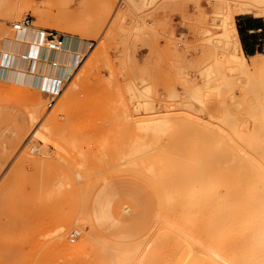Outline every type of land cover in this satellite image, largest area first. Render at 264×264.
I'll use <instances>...</instances> for the list:
<instances>
[{"label": "rangeland", "instance_id": "374dc122", "mask_svg": "<svg viewBox=\"0 0 264 264\" xmlns=\"http://www.w3.org/2000/svg\"><path fill=\"white\" fill-rule=\"evenodd\" d=\"M118 2L0 0V42L30 16L33 26L46 34L68 32L90 44L53 109H48L42 90L0 83V264H110L107 247L113 245L75 250L91 240L92 229L82 223L81 213H93L106 202L107 237L134 239L139 245L155 237L146 264H171L170 253L178 245L166 227L200 249V239L203 246L208 242L200 237L207 213L204 200L188 219L182 218L181 196L172 202L167 200L170 194L165 197L171 177L191 166L192 157L203 163L210 149L212 160L202 168L223 192H232L237 179H247L239 175L243 166L222 119L230 120V126L248 124L252 106L264 104V84L249 80L231 92L204 89L200 100L192 98L193 90L217 78L214 50L224 46L213 21L218 0H136L137 7H118ZM245 15L264 22V16L247 12L237 15L236 23ZM258 39L263 43L264 33ZM220 71L232 76L227 65ZM152 117L170 125L139 133L135 123ZM184 117L187 122L181 121ZM219 127L227 133L218 132ZM162 190L168 192L163 196ZM117 202L134 204L135 213L117 222ZM231 225L236 239L241 228ZM224 226L218 223L216 233ZM63 227L74 248L68 252L59 244ZM75 230L81 237L72 242ZM93 235L101 242V235Z\"/></svg>", "mask_w": 264, "mask_h": 264}, {"label": "bare ground", "instance_id": "6f19581e", "mask_svg": "<svg viewBox=\"0 0 264 264\" xmlns=\"http://www.w3.org/2000/svg\"><path fill=\"white\" fill-rule=\"evenodd\" d=\"M123 3L127 5L134 4L135 6L136 0H123ZM124 6L126 7L125 4ZM216 9L215 11L217 12L214 13L213 21L218 24L221 31L219 38L224 43L223 47H215L214 50L216 59L214 66H217V78L215 80L211 79L212 81L210 80L204 87L193 90L192 98L195 100L201 99L200 95L204 89L220 91L225 88L231 92L240 83L249 80H256L262 85L264 84V55L256 57L245 55L236 24V16L240 14L253 12L264 16V0H218ZM34 14L40 21H43V13L39 8L34 9ZM62 33L64 36L63 46L57 52H53L48 48L46 32L35 25L33 26V24L30 28L21 31L15 30V33L6 36L0 42V83H10L17 87L41 91L48 80L60 78L63 81H69L73 77L75 69L83 62L84 56L90 49V44L71 33ZM208 33L206 32V34ZM213 42L214 40L211 38L208 40L211 45ZM259 61H261L260 64ZM225 65L230 69L231 77H227L226 74L220 71ZM31 70L33 71L31 72ZM229 99H232L231 101L233 102L235 98L231 96ZM259 104H255L257 105L256 107L252 106L250 122L248 124L242 123L241 127H239L240 123L231 124L230 126V122H227L228 119H222L224 127L225 125L230 127L228 129L225 128L229 131L228 139L236 157H238V162L243 166L239 175L240 177L242 173L247 175V179L241 181L239 178L231 186L234 193L230 191L223 192L222 185L207 172V169L202 168L204 162L208 164L212 160L210 157L212 150L210 149L209 155L203 163L195 161L192 157L189 161L194 165L184 167L182 172L178 171L175 175L172 174L174 177H171L173 178L171 191H166V193L168 192L167 194L163 193V190L161 191L163 196L166 194L165 197L170 194V198L167 199L170 202H172L175 195L181 196V204H183L181 205L182 207L180 206L182 218L188 219L191 210L199 206L200 200H204V209L207 210L205 215L206 222L203 224L205 229H202L204 232L201 231L202 236L200 232V237L208 242H204V246L200 238L201 242L200 240L199 243L197 242L201 248L203 247L202 249L196 247L197 244L195 245L194 242L182 236L183 234L181 235L176 230L166 227L167 234H172L178 245V249L170 253L172 257L171 264H264V104ZM134 110L136 114H142L140 113V108L134 107ZM183 119L185 120L186 118L184 117ZM160 121V118L156 119L155 117L137 122L135 119V127L139 133H146L157 132L160 127L163 128L170 125L167 122L168 120H166L168 124L160 123ZM181 121L187 122L182 119ZM160 124L163 126H159ZM209 127L213 128L212 126ZM214 129L216 130L217 127ZM224 130L220 127L218 128V132L227 133V130L226 132ZM221 135L223 136V134ZM140 137L141 135L138 142L141 140ZM137 139L135 138L136 141ZM218 141L219 139L215 142L218 143ZM136 147L137 150L141 148L138 145H133L135 150ZM214 148L217 149L218 147L216 148L215 146ZM132 150L134 152V149ZM234 194H237L236 198H239L237 201L234 200ZM103 205L101 206L100 204L93 213L88 211L81 213L82 223L88 224L92 229V233L88 235L91 240L79 247H75V250L82 251L84 249L88 251L95 244H102L101 246L103 247L113 245V247H107L110 264H146V255L155 242V237L144 245L136 244V241H133L134 239L117 238L113 234L111 237H107L106 231H108L110 221L106 217L105 206ZM135 209L136 206L132 203L117 202L113 207L114 219L117 222L125 221L130 215L135 213ZM233 210L235 214L227 215ZM221 221L224 222L225 226L216 233V226ZM231 224L241 228L240 231L235 229V232L239 231V233H242L239 236V233L237 234L236 232L239 236L238 238L236 236V239L234 238L235 233H231ZM204 227L202 226V228ZM162 230L164 231V229ZM66 231V227L61 228L58 237L59 244L68 252V250H73L74 248L66 241ZM74 232L81 237V231L75 230ZM230 233L234 235L231 237ZM93 234L101 235V242L96 240ZM213 238L217 241V246L213 245L215 243ZM82 242L83 240L81 239L80 243ZM222 243L224 246L221 245Z\"/></svg>", "mask_w": 264, "mask_h": 264}, {"label": "built area", "instance_id": "2783aa9c", "mask_svg": "<svg viewBox=\"0 0 264 264\" xmlns=\"http://www.w3.org/2000/svg\"><path fill=\"white\" fill-rule=\"evenodd\" d=\"M123 4V0H119L118 7H121ZM32 19L30 16H26L20 22L16 23L14 26V30L21 31L26 28L32 27ZM64 36L58 33H47L46 36V43L48 48L53 51L57 52L63 46ZM46 83V82H45ZM66 83L60 78H54L48 80L46 84L42 87V92L46 96L48 100L47 107L48 109H53L56 103L58 102L59 98L64 92ZM79 238V234L74 232L71 234V241L75 242Z\"/></svg>", "mask_w": 264, "mask_h": 264}, {"label": "crops", "instance_id": "0c3cea01", "mask_svg": "<svg viewBox=\"0 0 264 264\" xmlns=\"http://www.w3.org/2000/svg\"><path fill=\"white\" fill-rule=\"evenodd\" d=\"M236 24H237V29L240 35V41H241L242 48H243L245 55L248 57H256L259 55H264V53H260V49L264 47V42L261 43L262 40L258 39L259 35L261 33H264L263 20L247 18V16L245 15V16H241L239 20H237ZM5 37H3V39ZM253 41H254V44L250 45V42H253ZM32 71L33 70H31V72ZM1 83H4V82H1ZM6 84H10V83H6Z\"/></svg>", "mask_w": 264, "mask_h": 264}]
</instances>
